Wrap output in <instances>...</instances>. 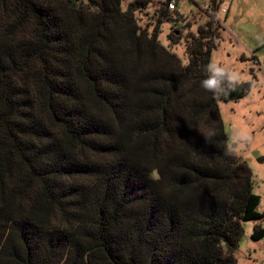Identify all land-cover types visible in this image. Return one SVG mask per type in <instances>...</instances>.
Returning <instances> with one entry per match:
<instances>
[{
  "label": "trees",
  "instance_id": "trees-1",
  "mask_svg": "<svg viewBox=\"0 0 264 264\" xmlns=\"http://www.w3.org/2000/svg\"><path fill=\"white\" fill-rule=\"evenodd\" d=\"M123 3L0 0V264H237L264 219L218 107L253 83L202 84L218 4L184 66Z\"/></svg>",
  "mask_w": 264,
  "mask_h": 264
},
{
  "label": "rangeland",
  "instance_id": "rangeland-1",
  "mask_svg": "<svg viewBox=\"0 0 264 264\" xmlns=\"http://www.w3.org/2000/svg\"><path fill=\"white\" fill-rule=\"evenodd\" d=\"M142 1H149L147 9L137 13L142 29L151 34L157 27L160 44L187 66L186 37L206 25L214 0H178L174 12L167 10L169 0ZM215 1L220 39L211 51L210 65L233 77V84L253 83L248 97L238 102H220L219 112L229 150L249 167L253 193L261 198L259 212L264 214V0ZM132 2L124 0L123 10ZM163 12L166 17L160 23L157 17ZM177 38L181 43L175 46L173 39ZM242 225L245 234L234 254L237 264H264V239L252 238L255 227H264V219Z\"/></svg>",
  "mask_w": 264,
  "mask_h": 264
},
{
  "label": "clouds",
  "instance_id": "clouds-1",
  "mask_svg": "<svg viewBox=\"0 0 264 264\" xmlns=\"http://www.w3.org/2000/svg\"><path fill=\"white\" fill-rule=\"evenodd\" d=\"M209 71L211 75L208 79L202 82L203 87L214 93L222 92L224 90L223 84L225 82L226 77L225 71L219 67H216L215 65H210ZM227 80L229 83L234 82V78L231 76H228Z\"/></svg>",
  "mask_w": 264,
  "mask_h": 264
},
{
  "label": "built area",
  "instance_id": "built-area-1",
  "mask_svg": "<svg viewBox=\"0 0 264 264\" xmlns=\"http://www.w3.org/2000/svg\"><path fill=\"white\" fill-rule=\"evenodd\" d=\"M178 4V0H169L168 1V4H167V10L168 11H171V12H174L176 11V6ZM226 11L223 10V13H225Z\"/></svg>",
  "mask_w": 264,
  "mask_h": 264
}]
</instances>
